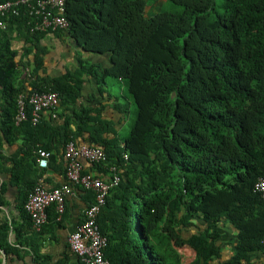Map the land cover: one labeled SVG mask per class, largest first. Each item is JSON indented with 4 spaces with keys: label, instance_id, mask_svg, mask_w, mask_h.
<instances>
[{
    "label": "trees",
    "instance_id": "trees-1",
    "mask_svg": "<svg viewBox=\"0 0 264 264\" xmlns=\"http://www.w3.org/2000/svg\"><path fill=\"white\" fill-rule=\"evenodd\" d=\"M168 1L183 10L148 15L145 0H66L68 26L50 32H31L28 12L0 17V205L6 191L1 174L7 171L9 184L19 188L26 227L16 230L18 244L33 241L24 233L39 232L24 208L42 174L37 151L56 154L73 141L102 148L106 158L91 163L102 179L112 178V166L119 176L97 216L111 264H180L163 228L179 235L197 264L221 260L219 238L227 222L237 228L236 244L222 264H241L258 251L264 255V198L253 191L264 179V0ZM48 33L67 36L85 53L107 54L108 64L79 57L80 71L46 73L39 55L47 51L40 42ZM16 38L26 54L36 48L33 62L18 57ZM26 66L29 76L20 80ZM87 76L114 102L110 108L120 121L132 109L128 134L119 136L102 102L31 121L32 91H55L59 107L67 108ZM107 78L119 83L123 102L108 92ZM20 95L27 118L16 124ZM17 140L20 147L6 155L5 145ZM76 189L90 206L93 192ZM63 215L58 220L54 205L48 208V221L60 223ZM10 229L2 219L0 249L7 261L17 254Z\"/></svg>",
    "mask_w": 264,
    "mask_h": 264
},
{
    "label": "crops",
    "instance_id": "crops-1",
    "mask_svg": "<svg viewBox=\"0 0 264 264\" xmlns=\"http://www.w3.org/2000/svg\"><path fill=\"white\" fill-rule=\"evenodd\" d=\"M41 45L47 48L46 53L39 55L43 62V67L46 73L52 76H58L65 72V69L72 71H80V62L78 58L86 60L90 63H102L104 66L108 64L107 54H89L77 49L74 43L67 37L64 36L63 39L57 38L53 33H48L41 40ZM23 42L20 39H15L12 42V47L18 50V57L22 55V59L29 62H33L35 55L37 53L36 48H33L31 52L25 53L22 50ZM28 67V66H26ZM21 71V69H20ZM22 71L19 79H23ZM98 81L90 76H87L82 84L80 94L77 96L75 102H71L67 108L59 107L56 113L66 109L68 115L72 114L71 110H77L82 106L97 105L99 102L106 104V110L104 111V117L112 119L115 121V125L119 136L125 122L120 121L121 115L110 108V104L114 103L112 100L107 99L103 95H100L98 90ZM49 113H42L41 119H49ZM122 137V136H121ZM70 142V141H69ZM73 142V141H72ZM52 143V141H51ZM68 143V142H67ZM21 141L17 140L14 144L5 145L4 152L6 155H11L17 151L20 147ZM64 150V148H63ZM58 154H61L62 151ZM54 151V150H51ZM55 152V151H54ZM51 160V159H50ZM49 160V162H50ZM39 167V171L42 172L41 179L44 185L48 188L56 187L65 183L66 178L64 175L63 166L55 161L53 164L55 166ZM83 166H85L88 171L95 173L97 176L103 177L95 167L88 163L87 161H82ZM56 165H61L60 168ZM10 175L7 171L1 174V180L6 183V191L4 194V203L0 205V221L2 219H7L8 224L11 226L9 231L8 240L17 248V254L10 256L9 261L6 260L5 264H39L43 262L44 264H81L77 255L70 250L69 247V236L76 227L81 223L83 219L84 211L86 208V203L84 201V196L76 188L75 193L68 197L65 203V210L63 219L60 223L48 221L46 226L37 233L31 231L24 233L25 237L33 238L30 244L24 243L23 245L18 244L16 237V230L24 231L25 226H21L22 214L18 209V192L19 188L16 185L9 184ZM230 224V225H229ZM223 230L220 234L219 241L224 244L222 249V259L213 260L209 264H222V262L231 255L230 247L236 244L237 228L231 222H227L222 226ZM164 233L170 235L169 242L180 256V264H197L196 256L194 251L186 244H183L179 240V235L172 234L167 228H163ZM226 233V234H225ZM223 234V235H222ZM232 234V236H231ZM187 234H181V237H186ZM178 236V237H177ZM2 250V249H1ZM5 253V252H4ZM38 254L40 261H35V254ZM3 263V256L0 251ZM6 256V254H5ZM148 257L150 255L148 254ZM150 262V261H149ZM264 255L262 252H255L250 256L248 260L241 261V264H263Z\"/></svg>",
    "mask_w": 264,
    "mask_h": 264
},
{
    "label": "built area",
    "instance_id": "built-area-1",
    "mask_svg": "<svg viewBox=\"0 0 264 264\" xmlns=\"http://www.w3.org/2000/svg\"><path fill=\"white\" fill-rule=\"evenodd\" d=\"M66 0H7L0 3V17L18 16L28 12V24L31 32H50L65 29L68 26L65 13ZM3 27V24L0 23ZM22 76L28 77V67L22 68ZM31 108V121L36 123L42 113H49L56 117V110L60 104V96L55 91H32L27 97ZM26 103L23 95L18 98V111L15 116L16 124L26 120ZM51 158L63 166L65 183L48 188L41 177L38 178L33 191L29 194L24 208L30 217L32 227L40 231L48 222V208L54 205L57 219L60 220L68 197L75 193L77 185L93 192V203L85 208L83 221L69 236V247L81 264H111L104 256L106 237L101 233L97 216L105 203L109 189L118 185L119 176L116 167H110L112 178L102 179L93 172H83V160L88 163L103 161L105 153L100 147L86 144L76 145L70 141L66 143L61 154L50 150L37 151V166L47 167ZM253 191L264 198V179L258 178ZM264 245V239L262 241ZM264 264V263H263Z\"/></svg>",
    "mask_w": 264,
    "mask_h": 264
},
{
    "label": "rangeland",
    "instance_id": "rangeland-1",
    "mask_svg": "<svg viewBox=\"0 0 264 264\" xmlns=\"http://www.w3.org/2000/svg\"><path fill=\"white\" fill-rule=\"evenodd\" d=\"M147 3L146 11L148 15H153L161 11H167V12H181L183 8L179 5H176L168 0H145ZM107 88L108 92L112 94L113 96L119 97V101H122V98H120V85L115 81L113 78H107ZM132 109L129 111V116L125 118V123L123 125V128L120 132L121 136H125L128 134L130 124L132 122L133 114ZM133 218V217H132ZM134 220V219H133ZM230 225V224H229ZM226 234V233H225ZM223 235V234H222ZM232 236V234H231ZM233 238H236L233 236Z\"/></svg>",
    "mask_w": 264,
    "mask_h": 264
},
{
    "label": "water",
    "instance_id": "water-1",
    "mask_svg": "<svg viewBox=\"0 0 264 264\" xmlns=\"http://www.w3.org/2000/svg\"><path fill=\"white\" fill-rule=\"evenodd\" d=\"M0 251H1L2 256H3V263H2V264H5V263H6V256H5V253H4V251L1 250V249H0Z\"/></svg>",
    "mask_w": 264,
    "mask_h": 264
}]
</instances>
